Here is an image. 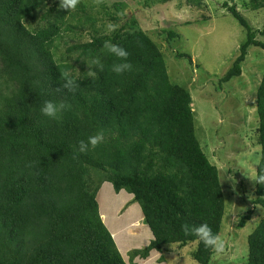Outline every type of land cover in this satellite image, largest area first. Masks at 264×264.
<instances>
[{
	"label": "trees",
	"instance_id": "1",
	"mask_svg": "<svg viewBox=\"0 0 264 264\" xmlns=\"http://www.w3.org/2000/svg\"><path fill=\"white\" fill-rule=\"evenodd\" d=\"M187 1L197 7L202 2ZM210 3L217 6L216 0ZM58 4L0 0V264H127L115 245L126 247L117 239L118 228L107 219L114 242L99 214L96 196L104 182L133 196L152 235L147 246L127 253L129 264L152 250L168 253L188 245H194L195 264H210L214 250L194 230L207 224L212 237L219 235L225 200L218 169L196 136L189 91L171 83L161 51L141 30L123 23L105 34L81 1L74 11ZM219 8L246 31L222 84L241 74L248 47L264 51V42L256 39L264 25L254 30L242 14L263 9L264 0H242L241 10L223 1ZM38 12L36 23L29 24ZM84 26L92 31L90 39L59 53L58 41ZM109 39L128 58L104 48ZM176 56L191 62L188 54ZM129 62L131 69L124 68ZM65 71L75 77L71 88L65 86ZM46 101L57 104L58 119L43 115ZM256 115L260 158L252 203L263 216L247 236V264H264V74ZM100 133L104 141L91 148L89 137ZM125 227L121 230L129 232Z\"/></svg>",
	"mask_w": 264,
	"mask_h": 264
},
{
	"label": "rangeland",
	"instance_id": "2",
	"mask_svg": "<svg viewBox=\"0 0 264 264\" xmlns=\"http://www.w3.org/2000/svg\"><path fill=\"white\" fill-rule=\"evenodd\" d=\"M80 1L95 18V27L102 33H106V26L111 22L119 26L128 23L148 35L164 57L171 83L189 91L196 136L209 161L218 169L225 200L219 232L224 241V251L219 254L214 251L210 264H247V236L263 216L262 208L252 202L260 158V147L256 143V90L264 74V51L255 46L248 47L241 74L219 84L246 38L245 29L231 15L219 13L223 11L219 7L226 1L241 10L242 0H216L219 10L210 3L211 0H202L199 7L187 0ZM113 14L120 17L117 23L110 18ZM242 14L254 30L263 27L264 8L247 10ZM39 15L38 12L30 18L29 24L34 25ZM203 17L210 18L201 22ZM170 31L177 37L169 39L167 32ZM90 34L92 31L88 26L77 30L75 36L66 33L62 41H58V52L64 54L70 44L88 41ZM256 39L264 42V35L256 33ZM177 53L190 55L191 62L177 57ZM97 193L103 212L106 209L113 212V217L108 220L118 228L117 239L120 238L122 245L128 247L126 251L147 246L151 233L138 204L132 203L134 208L126 207L127 201L121 202L124 199L122 194H116L110 182L103 183ZM123 193L129 194L125 190ZM130 197L132 200V195ZM248 210L253 211L250 219L243 227H238L240 218ZM122 225L132 231L121 230ZM193 249L194 245H188L180 251L173 248L168 253L157 252L147 264H163L159 255L165 264H195L191 257ZM125 261L129 264L127 254ZM139 264L143 262L140 260Z\"/></svg>",
	"mask_w": 264,
	"mask_h": 264
},
{
	"label": "clouds",
	"instance_id": "3",
	"mask_svg": "<svg viewBox=\"0 0 264 264\" xmlns=\"http://www.w3.org/2000/svg\"><path fill=\"white\" fill-rule=\"evenodd\" d=\"M79 3H80V0H59L58 7L60 9L74 11V10H76ZM118 27H119V25H116V24L109 22L106 26V33L105 34H110L114 31H116L118 29ZM104 48H106L110 53L115 54L116 57L128 58V56H129L128 51H126L124 48L119 47L116 44H112L111 39H109L108 41H105ZM91 63H97V61L93 58L91 60ZM123 67L126 69H131L132 64L129 62L127 64H124ZM115 70H116V72L119 73L121 71V68L117 67ZM88 75L94 76L95 73L90 72V73H88ZM62 77L63 78H69L67 85H65L66 87L71 88L74 86L75 77L72 76L69 71H65L62 74ZM61 107H62V105H61ZM41 111H42L43 115L48 117L49 119H52V120L58 119L59 108H58L57 104H55L51 101H46L44 104V107L41 109ZM103 141H104V134L103 133L97 134L95 136H91V137H89V140H88L89 144L91 145V148H95L97 145L101 144ZM83 152H84V145L82 143L80 153H83ZM260 179L264 180V176L260 177ZM194 231H195V236L199 240L203 241L205 246L211 245L212 249L217 254L222 253L224 251V241L222 240V238L219 235L212 237L211 236V229L209 228V226L207 224H204L203 226L195 229ZM184 233H185V235H188L187 228H184Z\"/></svg>",
	"mask_w": 264,
	"mask_h": 264
},
{
	"label": "crops",
	"instance_id": "4",
	"mask_svg": "<svg viewBox=\"0 0 264 264\" xmlns=\"http://www.w3.org/2000/svg\"><path fill=\"white\" fill-rule=\"evenodd\" d=\"M105 183V182H104ZM102 186V185H101ZM113 189V188H112ZM120 193V195L122 194V197L124 198V199H121V202L123 203V202H125V201H127V204L125 205L126 207H128L129 205L131 206V208H134V206H132V203H135V201H133V199L131 200V195H124V193H123V190H121V191H119L118 193H116V194H119ZM98 194V193H97ZM125 196V197H124ZM132 198H133V196H132ZM96 199H97V202H98V209H99V213H100V217H101V219H102V221H103V223L107 226L108 224H106V222H107V219L109 218V217H113V212H109L107 209L105 210V212H103V208H102V206H101V202L99 201V198H98V195L96 196ZM139 206V205H138ZM100 207H101V210H100ZM117 209H115L114 211H116ZM139 210H140V207H139ZM123 210H121L120 212H122ZM120 212H119V214H120ZM140 212H141V210H140ZM141 216L143 217V215H142V213H141ZM141 217V218H142ZM139 219H140V217H139ZM109 220H110V218H109ZM136 221V220H135ZM130 225V224H129ZM108 227V226H107ZM109 228V227H108ZM109 231L111 232V230H110V228H109ZM130 231H132L130 228H129V232ZM112 236H113V232H111L110 233ZM147 236H148V234H147ZM151 236V240H152V235H150ZM146 237V236H145ZM113 238H114V236H113ZM146 239H147V237H146ZM150 240V241H151ZM149 241V242H150ZM114 242H115V238H114ZM116 244H117V242H116ZM149 244V243H148ZM116 246H118V244L116 245ZM118 248V250H119V252H120V254H121V256H122V258L124 259V261H125V256H126V254L130 251V250H127L126 251V249L128 248H125L124 250H121L120 248H119V246L117 247ZM133 249H135V248H133ZM132 250V249H131ZM157 252L158 251H156V250H152L150 253H149V255H148V257L146 258V259H141V258H139V257H136L134 260H133V263L134 264H139L140 263V260H141V262H143V264H147V262H148V260L151 258V256H153V254H157ZM158 258H160V255L158 256ZM126 262V261H125ZM161 263H163V264H165V262L164 261H160ZM127 263V262H126Z\"/></svg>",
	"mask_w": 264,
	"mask_h": 264
}]
</instances>
